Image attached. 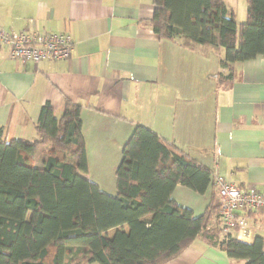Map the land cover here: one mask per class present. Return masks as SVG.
I'll return each instance as SVG.
<instances>
[{"label": "crops", "instance_id": "obj_1", "mask_svg": "<svg viewBox=\"0 0 264 264\" xmlns=\"http://www.w3.org/2000/svg\"><path fill=\"white\" fill-rule=\"evenodd\" d=\"M155 8L154 0H0V29L66 32L74 40L68 59L39 63L11 59L0 41L2 138L33 140L41 108L51 104L60 117L70 100L82 106L87 176L108 193H117L116 171L137 123L239 187L264 192V55L226 68L222 48L161 38L150 24ZM197 12L217 24L208 9ZM214 191L220 202L217 186L200 194L178 184L172 196L201 215ZM250 214L264 229V211ZM166 264L246 260L198 236Z\"/></svg>", "mask_w": 264, "mask_h": 264}, {"label": "trees", "instance_id": "obj_2", "mask_svg": "<svg viewBox=\"0 0 264 264\" xmlns=\"http://www.w3.org/2000/svg\"><path fill=\"white\" fill-rule=\"evenodd\" d=\"M154 4L150 24L161 38L222 48L229 69L264 55V0H247L241 23L225 0ZM199 6L216 25L199 19ZM81 110L67 100L57 117L46 104L33 140L0 134V264H166L198 236L232 259L264 264V237L246 242L223 232L216 191L201 215L173 198L178 184L200 194L216 186L214 171L145 125L137 123L124 145L117 193L91 180ZM150 178L153 185L141 184Z\"/></svg>", "mask_w": 264, "mask_h": 264}, {"label": "built area", "instance_id": "obj_3", "mask_svg": "<svg viewBox=\"0 0 264 264\" xmlns=\"http://www.w3.org/2000/svg\"><path fill=\"white\" fill-rule=\"evenodd\" d=\"M0 41L9 47L11 59L35 63L46 59H68L74 48V40L66 32L10 33L0 29ZM214 182L220 197L219 222L223 232L241 241H254L264 229L254 222L250 213L264 211V192L243 189L217 172Z\"/></svg>", "mask_w": 264, "mask_h": 264}, {"label": "rangeland", "instance_id": "obj_4", "mask_svg": "<svg viewBox=\"0 0 264 264\" xmlns=\"http://www.w3.org/2000/svg\"><path fill=\"white\" fill-rule=\"evenodd\" d=\"M228 5L233 6L237 10V21L241 23L247 17V0H225ZM206 19V15H201ZM37 162V161H36ZM35 162V164H36ZM113 233V232H111Z\"/></svg>", "mask_w": 264, "mask_h": 264}]
</instances>
